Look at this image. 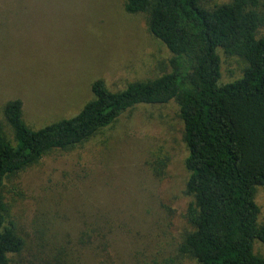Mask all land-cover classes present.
<instances>
[{
  "label": "rangeland",
  "instance_id": "374dc122",
  "mask_svg": "<svg viewBox=\"0 0 264 264\" xmlns=\"http://www.w3.org/2000/svg\"><path fill=\"white\" fill-rule=\"evenodd\" d=\"M217 54L220 83L240 79L246 62L222 49ZM170 58L148 31L146 15L127 14L124 0H0L4 136L14 144L3 116L8 101L19 99L25 123L37 130L76 115L92 100L95 80L122 91L169 72ZM187 155L174 102L137 106L89 140L52 151L5 179L6 222L28 235L54 222L74 236L84 221L101 218L118 264H179L176 246L189 230L183 218ZM158 159L167 166L156 177ZM256 202L261 220L264 189H257ZM254 252L264 257V245L255 242Z\"/></svg>",
  "mask_w": 264,
  "mask_h": 264
},
{
  "label": "trees",
  "instance_id": "16d2710c",
  "mask_svg": "<svg viewBox=\"0 0 264 264\" xmlns=\"http://www.w3.org/2000/svg\"><path fill=\"white\" fill-rule=\"evenodd\" d=\"M210 2L124 0V11L145 14L148 31L171 54L169 72L118 92L95 80L92 100L76 115L37 130L25 123L19 99L4 105L14 144L0 123V264H118L101 218L84 221L74 236L54 222L29 235L6 222L3 184L44 155L89 140L137 106L169 102L178 108L188 151L183 218L189 230L176 246L178 263L264 264L254 252L255 242L264 245L256 202L257 189H264V0ZM217 49L246 62L240 79L220 83ZM166 163L153 162L156 177Z\"/></svg>",
  "mask_w": 264,
  "mask_h": 264
}]
</instances>
